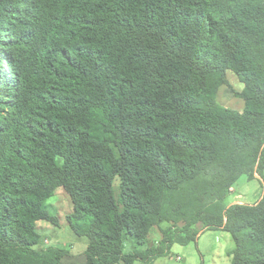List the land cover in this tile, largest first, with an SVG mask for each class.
<instances>
[{
	"label": "trees",
	"instance_id": "1",
	"mask_svg": "<svg viewBox=\"0 0 264 264\" xmlns=\"http://www.w3.org/2000/svg\"><path fill=\"white\" fill-rule=\"evenodd\" d=\"M228 71L241 110L217 101ZM254 169L264 0H0V264H74L35 248L57 188L82 264L147 263L200 228L231 235L229 264H264V194L225 202Z\"/></svg>",
	"mask_w": 264,
	"mask_h": 264
},
{
	"label": "rangeland",
	"instance_id": "2",
	"mask_svg": "<svg viewBox=\"0 0 264 264\" xmlns=\"http://www.w3.org/2000/svg\"><path fill=\"white\" fill-rule=\"evenodd\" d=\"M228 84L222 85L217 93V101L225 107L241 110L243 100L236 96L243 88V84L237 79L232 71L227 72ZM118 180L115 181L117 184ZM264 194V170L260 174L255 169L252 175L245 172L229 189L225 202L227 205L255 204ZM44 207L58 217V225L48 221L40 220L37 228L40 233V242L36 249L55 246L66 251L64 262L82 264L85 262L84 250L88 244L86 237L74 234L67 224L66 217L73 211V204L69 195L63 188H57L54 194L44 202ZM171 223H162L160 227L165 228ZM196 243L187 245L174 244L168 255L151 259L144 263L137 261L135 264H229L231 256L229 250L234 243L231 235L223 230H205L200 228ZM200 236V237H199ZM161 234L158 227L152 228L148 241L145 245L138 246L128 240L125 251L131 252L135 249H143L150 245H158Z\"/></svg>",
	"mask_w": 264,
	"mask_h": 264
},
{
	"label": "crops",
	"instance_id": "3",
	"mask_svg": "<svg viewBox=\"0 0 264 264\" xmlns=\"http://www.w3.org/2000/svg\"><path fill=\"white\" fill-rule=\"evenodd\" d=\"M243 108V107H242ZM200 237V236H199ZM199 239V238H198Z\"/></svg>",
	"mask_w": 264,
	"mask_h": 264
}]
</instances>
